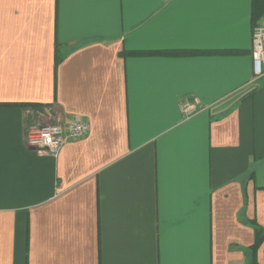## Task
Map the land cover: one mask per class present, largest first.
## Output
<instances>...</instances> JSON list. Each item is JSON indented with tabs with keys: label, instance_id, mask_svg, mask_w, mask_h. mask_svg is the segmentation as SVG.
<instances>
[{
	"label": "crops",
	"instance_id": "crops-1",
	"mask_svg": "<svg viewBox=\"0 0 264 264\" xmlns=\"http://www.w3.org/2000/svg\"><path fill=\"white\" fill-rule=\"evenodd\" d=\"M255 1L0 0V264H264Z\"/></svg>",
	"mask_w": 264,
	"mask_h": 264
},
{
	"label": "built area",
	"instance_id": "built-area-1",
	"mask_svg": "<svg viewBox=\"0 0 264 264\" xmlns=\"http://www.w3.org/2000/svg\"><path fill=\"white\" fill-rule=\"evenodd\" d=\"M252 57L254 73L257 77L264 76V25H256L252 33ZM193 111L194 106H186ZM35 117L39 126H33L27 133V145L38 154L58 158L63 147L69 142H75L86 137L90 125L86 121H73L64 123L60 115L55 117L48 108H41Z\"/></svg>",
	"mask_w": 264,
	"mask_h": 264
},
{
	"label": "trees",
	"instance_id": "trees-1",
	"mask_svg": "<svg viewBox=\"0 0 264 264\" xmlns=\"http://www.w3.org/2000/svg\"><path fill=\"white\" fill-rule=\"evenodd\" d=\"M254 13L256 19L261 18L264 16V1L263 0H256L254 3ZM258 235L260 233L257 232ZM262 242V238H257L256 247Z\"/></svg>",
	"mask_w": 264,
	"mask_h": 264
}]
</instances>
